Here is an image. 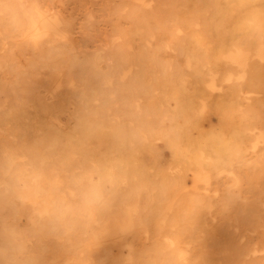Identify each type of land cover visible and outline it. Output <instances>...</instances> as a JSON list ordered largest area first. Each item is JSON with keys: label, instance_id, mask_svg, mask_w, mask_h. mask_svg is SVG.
Instances as JSON below:
<instances>
[{"label": "bare ground", "instance_id": "1", "mask_svg": "<svg viewBox=\"0 0 264 264\" xmlns=\"http://www.w3.org/2000/svg\"><path fill=\"white\" fill-rule=\"evenodd\" d=\"M65 2L0 0V264H46L17 261L33 253L80 264L84 251L113 264H235L237 171L264 141L262 101H248L264 89V0H118L130 26L86 50ZM134 33L158 47L135 50ZM165 39L183 59L160 58ZM156 135L179 173L148 172L140 153L156 157Z\"/></svg>", "mask_w": 264, "mask_h": 264}, {"label": "rangeland", "instance_id": "2", "mask_svg": "<svg viewBox=\"0 0 264 264\" xmlns=\"http://www.w3.org/2000/svg\"><path fill=\"white\" fill-rule=\"evenodd\" d=\"M117 1V2H115ZM118 4V0H66L61 12L67 16L70 20L74 22L76 39L79 44H81V49L86 50L94 48L95 45L103 44L105 37L109 38L110 35L116 33L114 29L115 24L118 22L119 26L123 29H126L130 26L129 21L123 19L121 22L118 20V12L112 10ZM232 32L224 31L221 33H213L212 36H230ZM168 34H163L162 36H167ZM141 36L140 33H134L135 40L133 41V48L135 50L145 49L151 53L158 47L159 42H154L150 44L143 45L139 40ZM230 41L227 40L224 43L228 44ZM163 43L168 44L167 47H163L160 52V58L165 61H176L183 59L182 55L178 54L177 49L165 39ZM170 44V46H169ZM190 52L193 51V48H188ZM204 51H207L211 55L215 52V48L209 47L204 48ZM151 57V56H150ZM183 62V60H182ZM157 71V69H154ZM232 72L237 74L238 70L229 65L221 67V73ZM226 88H224L225 90ZM219 90H214L212 93L217 94ZM254 98L248 99L249 102L254 103L257 99L262 101V106L259 109L262 116H264V89L260 90L258 93H253ZM144 98L141 93H137L135 96V101L138 103H143ZM242 109L246 108V104L241 106ZM210 119L211 131L210 135L212 138H218L222 133V126L220 122V116L214 109H209L206 111ZM216 127V128H215ZM261 128H257L255 131H260ZM264 130V129H262ZM258 136V135H257ZM255 136V138L257 137ZM147 143L156 149V157L152 155L148 150L141 152L143 160L148 164L147 170L149 173H159V164L166 166V173H179L180 169L176 162L172 158V149L167 142V138L156 135L154 137H149L146 139ZM264 144V141L258 143L256 151H251L255 154L254 161L249 164H244L240 167L237 173L240 174L243 188L241 197L238 198L234 205L233 219L231 224L227 227L229 233L231 234L232 239V252L236 255L235 264H264V151L260 150L261 146ZM174 161V162H173ZM192 173V171H189ZM98 176L94 175V179H97ZM226 179L223 178L220 181L224 182ZM4 178L0 177V187L3 184ZM190 187V183L188 182ZM243 216L244 225L240 223V216ZM219 219L215 218L210 223L211 229H218L217 223ZM6 226L10 225L7 220ZM24 223V224H23ZM24 225V226H23ZM27 218L21 216L19 218V227L21 230H24L27 227ZM3 247L8 245V242L3 239ZM23 242V240H19ZM38 240L35 238L27 240L24 242L28 250L36 249L38 245ZM46 243H55V241H44ZM215 253L213 256L215 258H220L223 256V253L218 249H214ZM242 252L240 256L238 253ZM240 257L241 261L237 259ZM37 258L42 261H45L46 264H67L70 262V256H45L41 257L37 254H19L17 261H27ZM103 257L98 253H89L84 251L82 256H75V260L80 261V264H113L112 262L102 263ZM72 262V261H71ZM75 263V262H74ZM1 264L5 263L4 260Z\"/></svg>", "mask_w": 264, "mask_h": 264}]
</instances>
